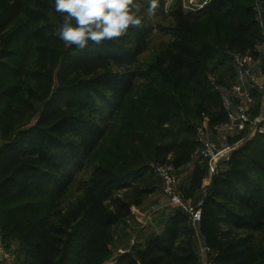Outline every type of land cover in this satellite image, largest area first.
Returning <instances> with one entry per match:
<instances>
[{
	"label": "trees",
	"instance_id": "trees-1",
	"mask_svg": "<svg viewBox=\"0 0 264 264\" xmlns=\"http://www.w3.org/2000/svg\"><path fill=\"white\" fill-rule=\"evenodd\" d=\"M253 1L210 0L194 11H184L174 1L167 14L169 39L147 66L146 74L154 75L155 90L146 97L154 102L152 109L134 118L136 131L122 135L132 146L118 158L119 166L110 163L99 176L78 179L105 138L107 122L143 77L137 65L144 31L132 28L118 40L99 46L89 42L83 50L72 46L54 75L49 46L58 37L52 16L59 18L58 25L63 20L54 0H0V231L3 241H21L22 264H68L72 257L77 264H104L112 257L109 229L155 190L150 164L177 169L199 148L196 127L184 116L182 101L205 103L210 125L227 123L221 92L204 62L220 52L227 57V52L254 49L259 23ZM217 13L231 21L233 33L221 43L203 41V20ZM19 15L25 18L29 48L37 57L34 70L12 49L17 32L3 36ZM7 76L17 82L4 87ZM24 78L32 84L23 87ZM14 103L37 113L31 125L15 127ZM250 144L261 143L256 138ZM260 152L261 160L247 146L233 150L216 173L214 193L203 202L204 195L199 198L197 231L215 251V264L258 263L254 240L264 230V145ZM206 176L207 163L197 159L185 197L201 191ZM74 185L77 197L55 212L43 213L40 201L28 199L47 191L60 196ZM112 264H199L188 214L173 209L160 233L117 254Z\"/></svg>",
	"mask_w": 264,
	"mask_h": 264
},
{
	"label": "rangeland",
	"instance_id": "rangeland-1",
	"mask_svg": "<svg viewBox=\"0 0 264 264\" xmlns=\"http://www.w3.org/2000/svg\"><path fill=\"white\" fill-rule=\"evenodd\" d=\"M163 5L160 6V0H158V7L155 15H149L146 11L148 0H140L144 5V10L141 15L143 17L142 26L139 27L144 31V40L142 52L138 58L137 67L141 72H144L143 77L137 78L133 89L125 98L122 109L115 113L107 122V132L105 138L100 142L97 150L87 161L84 169L78 175V179H90L92 177L99 176V171L102 168H106L110 163H118L119 157L126 155L127 147H131L132 143H126L123 140L122 135L127 131L135 130V117L141 116V111H150L154 105L152 99L148 100L146 97L154 92L155 85L153 84L154 75L146 74L147 66L153 61L155 55L159 52L164 43L169 39L168 21L167 16L175 0H161ZM182 4L184 11L188 10L189 0H179ZM253 5L256 12V18L259 23V31L255 37V47L253 50L246 52L245 54L251 57L252 69L256 76H258V83L264 81V0H254ZM29 6V5H27ZM59 18L52 16L55 30L58 26ZM204 29L201 39L203 41L212 42L215 39L223 40L225 35H231L233 33V26L231 21L221 16V14H215L207 17L203 20ZM17 32V38L12 45V49H18L24 56L29 70L36 69L37 57L35 53L30 51L29 48V32L25 24V18L23 15H19L14 22L9 24L3 33V36L13 35ZM72 46H67L59 38L53 41L49 46V64L54 70V75L58 70L65 55L71 51ZM217 47V46H216ZM220 48V47H218ZM233 52H227V57L223 55L215 54L211 60L204 62L205 69L209 72L211 81L221 92L223 101L227 109L232 110L236 106L237 102L233 101V98L229 97L231 88L235 82L234 68L232 62ZM17 82V78L14 76H7L3 78V83L8 87ZM23 87H28L32 84V81L28 78L23 79ZM238 100V99H237ZM184 116L186 119L195 125L197 131V137L199 140L198 147L206 141L213 142L219 147L229 146L235 149L247 146L248 149L254 150L259 155V160L262 159L260 147L264 145V93L259 87L253 91V102L248 107V113L251 117L252 123L246 125L241 130H236L232 123L227 121L225 124L210 125V112L205 103L196 100L182 101ZM13 107L16 109L15 115V127H27L31 125L37 116V113L27 110L23 106L14 103ZM141 131V129H140ZM138 133V132H136ZM259 139L260 145L258 147L248 145L253 139ZM2 142L0 137V143ZM197 159H200L195 154ZM202 160V159H201ZM226 161H220L218 163L217 172L223 169ZM203 164H206L202 160ZM151 173L153 174L156 182L155 190L144 196L143 202L140 206L131 208L130 215L114 224L108 231L109 246L112 250V257L108 259L104 264H112L113 259L119 253L121 247L129 246L138 243L142 232V225L149 223L160 224L165 220V209L170 211L175 209L170 204L167 197L163 195L161 189V183L156 176L154 169L158 164L151 163ZM175 174L178 177V183L181 188L182 197L189 206L195 207L199 201L201 194L205 191H199L194 197L187 198L183 189L186 185L188 176V166L184 164L179 169H174ZM216 176V175H214ZM207 177V188L210 184L211 177ZM206 188V190H207ZM78 192L74 185L68 192L56 196L53 192L47 191L44 193L33 194L28 199L40 201L44 207L43 213L48 214L63 209L67 204L77 197ZM160 212V214H158ZM7 252L10 254V260L4 264H22L24 260L25 248L18 238H11L3 241ZM255 252L257 253L259 260L257 264H264V230L255 234ZM72 257L68 264H77V260ZM29 264H32L31 262Z\"/></svg>",
	"mask_w": 264,
	"mask_h": 264
},
{
	"label": "built area",
	"instance_id": "built-area-1",
	"mask_svg": "<svg viewBox=\"0 0 264 264\" xmlns=\"http://www.w3.org/2000/svg\"><path fill=\"white\" fill-rule=\"evenodd\" d=\"M210 0H189L188 10L194 11L202 9ZM235 82L231 88L229 97L233 98L237 104L232 110L227 109L228 122L230 121L236 130L243 129L246 125L252 123L248 113V107L253 102V91L259 87L264 93V81L258 83V76L255 75L252 69L251 57L247 54H234L232 56ZM238 99V100H237ZM234 148L225 146L219 147L213 142H203L198 150L197 155L200 159L207 163V175L212 177L217 173L218 163L227 161ZM154 172L161 182L163 195L167 197L171 205L181 209L188 214L189 221L196 225L201 219L200 203L195 207L185 203L180 191L178 177L171 165H158ZM205 250H209L205 247ZM10 260V254L7 252L2 234L0 231V264ZM202 264H215L212 260L206 259L202 255Z\"/></svg>",
	"mask_w": 264,
	"mask_h": 264
},
{
	"label": "clouds",
	"instance_id": "clouds-1",
	"mask_svg": "<svg viewBox=\"0 0 264 264\" xmlns=\"http://www.w3.org/2000/svg\"><path fill=\"white\" fill-rule=\"evenodd\" d=\"M158 6V0H148L147 13L155 15ZM53 7L63 17L53 34L80 50L89 42L99 46L141 27L144 10L140 0H54Z\"/></svg>",
	"mask_w": 264,
	"mask_h": 264
},
{
	"label": "crops",
	"instance_id": "crops-1",
	"mask_svg": "<svg viewBox=\"0 0 264 264\" xmlns=\"http://www.w3.org/2000/svg\"><path fill=\"white\" fill-rule=\"evenodd\" d=\"M196 152L193 154L191 160L186 163V166H188V176L186 177L187 178L186 185L188 184L189 177L191 175L193 166H194L195 162L197 161V157L195 156ZM224 168H225V164H224L223 169ZM177 169H179V168H177ZM207 182H208L207 177H205L202 181V190L201 191H203L205 189V191L202 193V196L206 192ZM171 212H172V210L170 211L169 209H165V213H164L165 220L160 224H156V223L154 224L152 222V223H149L147 225L146 224L142 225L141 226L142 227L141 228L142 229L141 236H140V239H138L137 244H143L145 242V240L150 235L155 234V233H160L163 230L166 219L171 214ZM158 214H160V212ZM194 227H195V231H196V234L194 236V238H195V249H196V253H197L198 258H199V264H202V255L204 258L211 260L212 257L215 255V251H213L211 249L205 250V247H207V246L205 245L203 238L199 235V233L197 231V225H194ZM129 246L127 245V246L121 247L119 250V253H122L124 251L129 250L130 249Z\"/></svg>",
	"mask_w": 264,
	"mask_h": 264
},
{
	"label": "water",
	"instance_id": "water-1",
	"mask_svg": "<svg viewBox=\"0 0 264 264\" xmlns=\"http://www.w3.org/2000/svg\"><path fill=\"white\" fill-rule=\"evenodd\" d=\"M215 184H216V176H212L211 177V181H210V184L202 198V202L205 201L208 197H210L213 193H214V190H215ZM189 229H190V232H191V235L192 236H195L196 234V231H195V227H194V224L192 223V221H189Z\"/></svg>",
	"mask_w": 264,
	"mask_h": 264
}]
</instances>
